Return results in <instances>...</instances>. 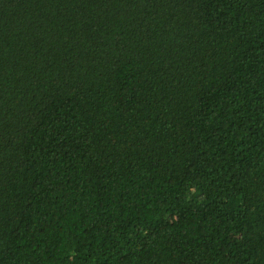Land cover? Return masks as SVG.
<instances>
[{
  "label": "trees",
  "instance_id": "1",
  "mask_svg": "<svg viewBox=\"0 0 264 264\" xmlns=\"http://www.w3.org/2000/svg\"><path fill=\"white\" fill-rule=\"evenodd\" d=\"M0 264H264V0H0Z\"/></svg>",
  "mask_w": 264,
  "mask_h": 264
}]
</instances>
